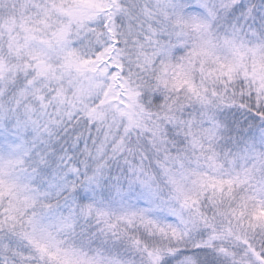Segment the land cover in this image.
Masks as SVG:
<instances>
[{
    "label": "snow or ice",
    "instance_id": "snow-or-ice-1",
    "mask_svg": "<svg viewBox=\"0 0 264 264\" xmlns=\"http://www.w3.org/2000/svg\"><path fill=\"white\" fill-rule=\"evenodd\" d=\"M0 264H264V0H0Z\"/></svg>",
    "mask_w": 264,
    "mask_h": 264
}]
</instances>
